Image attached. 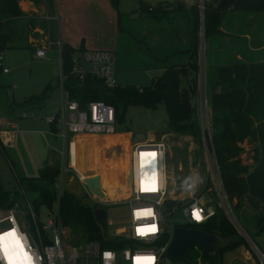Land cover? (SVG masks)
Instances as JSON below:
<instances>
[{
    "label": "rangeland",
    "instance_id": "1",
    "mask_svg": "<svg viewBox=\"0 0 264 264\" xmlns=\"http://www.w3.org/2000/svg\"><path fill=\"white\" fill-rule=\"evenodd\" d=\"M217 1L213 0L212 3L214 4ZM26 2L37 8L36 11H32L35 15L33 16V20L37 21V26H39V23H42L45 28L47 27V30L42 28L46 35L42 39V45L44 46L41 45V47L45 48L49 45L48 42L54 39L47 35L48 28L51 26L50 31H53L52 27H54L53 18H48L52 14L51 0H39L38 4L34 0L21 1V3ZM204 2L206 0L197 1L200 12L202 11ZM137 7L138 2L135 0H124L123 12L134 15ZM162 18L163 16L158 18L160 22L157 19H155L154 23L152 21L149 23L145 22V27L149 29V33L152 35L145 37V44L154 42L157 37L159 40L164 35V30L159 31L161 27L166 26ZM241 18L245 20L242 23V25L244 24L243 29L253 32L251 35L252 42H264V26L253 28L255 20L258 19L260 21L264 19V12L251 14V17L242 15ZM247 18L250 23H247ZM170 20L173 22L172 19ZM177 21V19L174 20V23H177ZM180 21L184 22L183 29H185L187 27V24H185L187 23V18L181 17ZM42 30L38 32L39 35L44 34ZM184 33L181 35L182 38L186 37ZM198 34L200 37L199 53L202 60L201 68L198 72V88L194 95L193 125L191 131L178 134L169 130L167 114L163 103H158L155 107H148L140 103H130L124 108L120 104H117L115 133L98 137H73L69 146L70 150H68V165L77 169L83 176L90 178L97 177V184L108 196L120 195L121 193L118 190H121L123 196H126L130 186L128 180L130 149L137 143H151L155 137V141H162L164 144L167 199L179 201L182 204L193 195L202 194L204 191L202 195L205 204L207 206L217 207L218 212H224L235 229L232 240L240 242L235 248L216 254L215 258L219 260L221 257L224 264H253L255 255L248 242L249 240L253 242L264 254V229L260 228V225L264 223V210L252 208L247 204L245 199L241 200L237 208H234L236 207L237 200L229 201L221 185L218 167L215 162L211 142L209 141V136L213 134L215 129L219 130V126L214 125L211 120L209 107L210 95L206 88L205 78V59L207 58L210 61V58L213 57V52L209 51L211 48H208L209 45L207 44V53L205 55L204 27L201 17L199 20ZM154 35L157 37H153ZM168 38L170 39L172 36L169 35ZM233 43L235 44L233 45ZM247 43L240 40V38L235 41H224L218 47V50H216V55L220 52L221 46H223L221 53L227 55L231 54L232 47L236 51L244 50L246 55L251 53L254 58L262 55L263 51L245 49ZM124 46L129 47L131 45L124 43ZM112 47L113 45L110 46V49ZM236 51L234 55L238 53ZM126 52H122L119 49L114 53L117 58L116 82L118 86H131L139 90L149 86L153 80L161 75V72L157 69H150L148 71L145 69L125 70V62L132 61L126 58ZM34 54L35 52L33 50L27 48H8L3 50L2 55L4 60L2 63L5 68L9 69V73L3 74L0 72L1 111L4 109L3 105L7 101L21 103L26 97L32 94H40L43 90H46L47 96L43 105L40 108H35L28 115L22 116L13 113L7 115L8 113L6 112L4 114L14 119L17 126V135L14 144L4 147L3 151L0 148V192L8 190V194L16 197V201L20 200V202L23 200V192L30 202L34 199L35 193L27 190L25 179L27 177H36L39 172L38 165L33 161V156H31L33 151L25 146V141L21 139L22 136H25V131L29 130L36 133L34 134L36 135L35 143L37 145L43 143L47 149L46 153L49 151L62 152V154H58V163L61 167H58L59 170L62 169L63 163L64 144L62 138L59 136L54 137L48 122L54 114H57L62 102L59 83L62 66L59 50H48L47 58L45 59H38ZM152 55L156 57V53L152 52ZM220 64H223V62L217 58V65ZM41 132L44 134H40ZM157 133L158 137H156ZM251 146L252 144L249 147ZM242 155V161L247 162L249 160L248 150H244ZM69 176L70 174L65 175L62 193L68 190L84 203H91L89 199L84 198L81 185L76 180L70 182L68 180ZM187 177H199L191 189H186L182 185V181ZM224 195L229 204L225 205L227 206L226 209L220 201L221 198L225 201ZM118 209V207H105L106 218L111 219V224L116 227L120 226L119 217H114V212ZM120 210L125 211V206H121ZM48 213V211L41 209L39 211L40 220L46 219ZM228 213L232 214L235 221L230 219ZM2 215L3 212L1 213L0 210V217ZM170 219L175 224H181L184 219L182 210H171ZM24 220L26 224H29V219L25 214ZM164 220L167 223L169 222V218L166 215H164ZM4 225L5 223L0 226L4 227ZM69 234L70 230L68 231V243L79 244L84 241L80 236L76 238L72 236V239L71 234ZM184 258L193 260L194 262L196 259H200L201 262H204L209 260L211 256L206 255L201 247L193 243L186 246ZM173 260V263H182L184 261L180 259Z\"/></svg>",
    "mask_w": 264,
    "mask_h": 264
},
{
    "label": "trees",
    "instance_id": "2",
    "mask_svg": "<svg viewBox=\"0 0 264 264\" xmlns=\"http://www.w3.org/2000/svg\"><path fill=\"white\" fill-rule=\"evenodd\" d=\"M19 1L0 0L1 52L8 48L32 49L33 42H29L28 39L37 37L36 33L32 32L35 21L32 16L20 9ZM149 5L142 3L140 11L147 12L148 15L157 11L154 14H159L157 17L160 18L180 10L179 6L183 4L179 1L163 2L152 5L151 10H147ZM191 10L194 17L191 25L184 30L187 31L188 39L182 46L170 38L169 49H163L161 46L157 48L163 52L154 57L156 65L139 60L130 61L131 63L125 62L130 69L161 67V75L149 86L141 88V91L135 87L118 85L109 89L90 74L79 82L70 74L73 65V51L71 48L62 46L60 56L62 73L65 75L64 88L80 105L99 100L113 106L116 120L117 104L124 108L130 103H140L148 107L163 103L169 130L178 134L191 131L194 95L198 88V72L202 60L199 53L200 37L198 34L201 17L204 27L205 55L207 44L208 48H211L209 51L213 52L210 61L205 59V78L206 88L210 95L211 120L214 125L219 126V130L215 129L209 136V141L218 167L221 185L229 201L237 200L234 208H237L241 200L245 199L252 208L264 210V60L262 56L254 58L251 53L246 55L244 50L236 51L242 60L236 58L234 54L227 55L218 52L216 55V50L225 41L223 38H227L228 41H235L239 38L243 41L244 38L246 42L241 34L242 30H238V33L232 31L229 20L236 13H241V16L263 13L264 0H218L214 4L209 0L204 2L201 12L197 4ZM225 20L227 23L224 24ZM251 44L258 51H263V41L251 42ZM220 49H223V46ZM245 49L250 50L248 43ZM127 54L128 52L125 55ZM216 56L223 64L217 65ZM46 97V90H43L40 94L26 98L23 104H41ZM50 126L54 128L53 125L50 124ZM250 144H252L251 147H249ZM244 150H248L249 160L247 162L242 161L241 158ZM59 172L58 165H49L47 161H44L36 177L25 179L27 190L37 194L33 201L36 211L41 205L51 206L56 193L53 183ZM9 195L8 191L0 192V209H8L14 204L16 197H9ZM95 209L94 204L84 203L68 190L64 191L60 198V218L63 226L70 230L71 237L80 236L84 241L97 240L102 247L120 249L126 241L124 242L121 238H112L107 234L105 223L95 216ZM190 227L226 240L228 247L217 254L240 244L232 240L235 229L222 211L217 210L216 214L204 224ZM260 228L264 229V223L260 225ZM184 251L181 256L173 260L184 261L174 264H194L193 260L184 258ZM215 257L216 254L211 256V258Z\"/></svg>",
    "mask_w": 264,
    "mask_h": 264
},
{
    "label": "built area",
    "instance_id": "3",
    "mask_svg": "<svg viewBox=\"0 0 264 264\" xmlns=\"http://www.w3.org/2000/svg\"><path fill=\"white\" fill-rule=\"evenodd\" d=\"M135 1L143 3L142 0ZM151 7L152 5L147 6V10H151ZM35 57L45 59V50H36ZM81 57L89 63L90 71L82 68L78 59L74 58L70 74L79 82L90 74L106 88H114L117 85L116 57L113 51L87 49L81 53ZM2 61L3 55L0 51V71L7 73L8 69L3 67ZM64 79L65 75L61 70L59 76L61 108L48 120L64 144L62 169L53 183L56 191L55 199L50 207L41 205L36 211L33 202H30L23 192V200L20 202L23 209H18V203H14L3 211L0 225L4 223L5 225L0 226V235L14 230L23 251L30 257L29 264H174L172 258L166 254V249L172 240L173 229L177 226L191 228V225L204 224L216 214L217 207L205 204L202 195L204 191L202 194L193 195L182 204L177 201L178 203L171 208L164 205L167 196L162 141L137 143L131 147L128 160L130 186L126 196L118 190L120 195L105 194L104 199L96 197L85 184V180L90 177L83 176L77 169L68 165V150H70L71 139L75 136L98 137L114 134L115 110L113 106L99 100L80 105L64 88ZM12 142L13 134L7 130H0L1 150L10 146ZM66 174H70L68 177L70 182L76 180L81 185L84 196L96 206V209L103 208L105 212V207L119 208L114 212V217H119L120 226H113L111 219L106 218V212L105 220L102 222H106V232L109 236L126 241L124 246L115 250L102 247L97 240H85L79 244L68 243V229L63 226L60 218V198ZM224 198L225 201L222 198L220 201L226 209L228 200L225 195ZM121 206H125L126 210H120ZM41 209L49 212L46 219L40 220ZM174 209L182 210L184 219L181 224H175L170 219L171 210ZM24 214L29 219V224L25 223ZM164 215L169 218L168 223L165 222ZM197 215L199 219L196 218ZM229 217L231 220L234 219L232 214H229ZM248 243L255 255L253 264H264V254L253 242L249 240ZM0 264H21V261L16 259L8 262L0 250ZM194 264L224 263L220 257L219 260L210 258L204 262L196 259Z\"/></svg>",
    "mask_w": 264,
    "mask_h": 264
},
{
    "label": "crops",
    "instance_id": "4",
    "mask_svg": "<svg viewBox=\"0 0 264 264\" xmlns=\"http://www.w3.org/2000/svg\"><path fill=\"white\" fill-rule=\"evenodd\" d=\"M21 1L24 0H20L18 3L20 9L24 13L32 16L33 18V16H35L33 12L36 11L37 8L31 4H28L27 2L21 3ZM142 1L143 3L150 5H157L163 2L174 3L176 1H179L183 4L182 6H179L180 10L182 9L181 11L178 10L169 13L166 16H163L162 20L165 21L166 26L161 27L159 31L164 30L165 33L163 36H161V39L159 40L157 39L158 37L154 35L153 37H157L155 38L154 42H150L147 44L144 43L145 37L147 35H151L149 33V29L145 27V22L149 23L150 21H152L154 23L155 19L158 20L159 17L157 16L159 14H154L157 11L151 15L146 14L147 12H141L140 3H138V7L135 10V14L131 15L123 12L124 0H51L52 14L51 16H48V18L49 19H51V17L53 18L54 27H52L53 31H50L51 26L50 28H48L47 35L50 38L53 37L54 39L49 41L48 42L49 45H47L45 48L41 47L42 39L45 38L46 35L44 30H42V28L47 30V27L45 28L42 23H39L38 24L39 26H37V21L34 20L35 26L32 32H35L37 37H35V39L29 37L28 39L29 42H33V46L31 50L36 52V50L38 49H44L45 57L47 58L48 50L58 49L60 54L62 46H66L72 49L73 59L74 58L78 59L81 56V53L87 49L111 50L114 53L120 49L122 52L124 50H127L128 52V54L126 55L127 59H131L132 61H138V60L143 62L148 61L152 65H156L157 63L154 62V56L152 55V52L156 54L163 52L157 49L160 46L163 47V49H169L168 45L171 43L168 38L169 35L172 36V40L174 42L181 44L180 46H182L186 42V39H188L187 37L182 38L181 35L185 32L184 30H186V28L190 26L192 23L191 20L193 19L194 15L191 13L192 11L191 9L195 4H197L198 0H142ZM36 3L38 4L39 0H37ZM247 16L251 17V15H247ZM181 17L187 18V23H185L187 24V27L185 29H183L184 22L180 21ZM169 18L172 19L173 22ZM176 19L178 21L177 23H174V20ZM158 21L160 22V20ZM244 21L245 20L241 18L240 13H236L235 16H232L231 19L229 20V25L231 26L233 32L242 30L243 33L241 34L242 36L245 37L246 42L248 41L249 43L248 45L250 46L249 49L256 51L258 49L252 47L251 45L252 42L251 35L253 32H249L243 29L244 24L242 25V23ZM225 23H227V20L224 21V24ZM247 23H250L248 22V18H247ZM260 26H264V19L260 21H258V19L255 20L253 28ZM41 30L44 32V34L39 35L38 32ZM186 32L184 34H186ZM224 39L225 41H228L227 38H223V40ZM122 40L125 41L122 42ZM124 43L128 45L130 44L131 46L125 47ZM112 45L114 49L113 47L110 49V46ZM262 48H263V53L261 56L262 59L264 60V46H262ZM222 51L223 49H220V52ZM235 51L236 50H234V47H232V50L230 52L233 55ZM235 57L238 59H242L237 53H235ZM60 62H61V56H60ZM116 62H117V58H116ZM158 67L159 66H156L155 68L152 69L155 70L157 69L159 72L162 73L161 67L159 68ZM120 69L122 68L120 67ZM124 69L125 70L130 69L129 65L125 64ZM145 70L148 71L150 69H145ZM0 72L3 73L2 71ZM8 73H9V69L7 73H3V74H8ZM115 78H116V74H115ZM23 101L21 103H14L7 101L6 104H4L3 102L4 109H2V111L0 109V130H7V132H11L13 134V142L11 144L15 143L14 140L17 135L16 134L17 126L14 119H11L8 116L4 115L5 112L8 113L7 115H9V113H13L16 115L25 116L28 115L35 108H40L45 100L41 104L38 103L23 104ZM50 130L51 132H53L54 137H57V131L54 128L52 129V126H50ZM34 134L36 133L27 130L25 131V136H22L21 139L25 141L24 143L25 146H27L33 151L31 156H33L34 158L33 161L38 165V170L42 166L44 161H47L49 165H58V167L61 168L58 163L59 162L58 154H61V152L49 151L46 153L47 149L43 143H41L40 145H37L35 143L36 135ZM40 134L43 135L44 133L41 132ZM154 141H155V137H154ZM4 191H8V190H4ZM9 197H11V195H9ZM36 197L37 194L35 193L34 199H36ZM34 199L32 200V202L34 201ZM14 203H18V209L19 208L23 209L20 200L16 201L15 199ZM0 210L2 213L5 209H0Z\"/></svg>",
    "mask_w": 264,
    "mask_h": 264
},
{
    "label": "water",
    "instance_id": "5",
    "mask_svg": "<svg viewBox=\"0 0 264 264\" xmlns=\"http://www.w3.org/2000/svg\"><path fill=\"white\" fill-rule=\"evenodd\" d=\"M78 62L82 68L86 71H90L89 63L85 61L83 57L80 56L78 58ZM85 184L96 197L100 199L105 198V194L101 191L100 186L97 184V177L87 178L85 180ZM177 203V201L167 199L165 200L164 205L167 208H171ZM95 216L100 221H104V209H95ZM193 243L201 247L208 256H214L218 251L228 247V242L217 235L207 233L199 229L177 226L173 229L172 240L166 249V254L172 259L178 258L181 256L186 246Z\"/></svg>",
    "mask_w": 264,
    "mask_h": 264
},
{
    "label": "snow or ice",
    "instance_id": "6",
    "mask_svg": "<svg viewBox=\"0 0 264 264\" xmlns=\"http://www.w3.org/2000/svg\"><path fill=\"white\" fill-rule=\"evenodd\" d=\"M194 215H196L195 212ZM196 218L199 219V216L197 215ZM0 250H4L6 253L10 252V260L19 259L21 264H29L30 257L26 252L23 251V248L20 245L19 239L16 237L14 230L0 235Z\"/></svg>",
    "mask_w": 264,
    "mask_h": 264
},
{
    "label": "clouds",
    "instance_id": "7",
    "mask_svg": "<svg viewBox=\"0 0 264 264\" xmlns=\"http://www.w3.org/2000/svg\"><path fill=\"white\" fill-rule=\"evenodd\" d=\"M198 179L199 177H187L184 181H182V185L186 189H191Z\"/></svg>",
    "mask_w": 264,
    "mask_h": 264
},
{
    "label": "bare ground",
    "instance_id": "8",
    "mask_svg": "<svg viewBox=\"0 0 264 264\" xmlns=\"http://www.w3.org/2000/svg\"><path fill=\"white\" fill-rule=\"evenodd\" d=\"M102 191V190H101ZM103 192V191H102ZM104 193V192H103ZM105 194V193H104ZM111 195V194H110ZM234 220V219H233ZM235 221V220H234ZM3 254L5 255L8 262L12 261L10 260L11 253H6L4 250H2Z\"/></svg>",
    "mask_w": 264,
    "mask_h": 264
},
{
    "label": "flooded vegetation",
    "instance_id": "9",
    "mask_svg": "<svg viewBox=\"0 0 264 264\" xmlns=\"http://www.w3.org/2000/svg\"><path fill=\"white\" fill-rule=\"evenodd\" d=\"M218 252H219V251H218ZM218 252H217V253H218Z\"/></svg>",
    "mask_w": 264,
    "mask_h": 264
}]
</instances>
